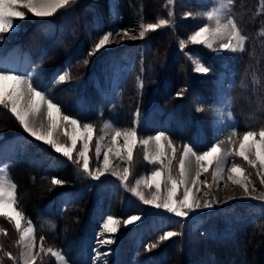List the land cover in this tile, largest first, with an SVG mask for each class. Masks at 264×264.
I'll return each mask as SVG.
<instances>
[{"label": "rangeland", "instance_id": "374dc122", "mask_svg": "<svg viewBox=\"0 0 264 264\" xmlns=\"http://www.w3.org/2000/svg\"><path fill=\"white\" fill-rule=\"evenodd\" d=\"M219 2L220 0H171V2L70 0V3L63 7L65 11L61 13L66 14L61 18L52 17L54 15L37 17L27 9L21 8L19 10L25 12L26 18L15 21L14 31L0 34V68L24 75L26 80L39 84L54 103L62 106V115H69L79 121L78 126L81 130L85 123L92 126V140L88 153L89 167L92 171L97 168L103 171V153L108 150L109 132L114 133L117 129L121 132L132 128L138 130L131 162L128 161L123 136L109 153L111 159L117 157L115 152L117 149L120 150L122 155L117 158L122 173L119 176L123 175L125 168H129L128 180L122 183L119 176H113L109 169L100 179H92L83 171V157H78L83 141H77L73 158L68 159L62 153H57L51 145L37 141L25 132L11 113L10 105L8 107L0 105V169L4 170L0 172V179H4L9 186L15 185L11 172L15 169L16 163L26 157L41 166L50 161L51 168L63 165L67 161L76 177L82 181V185L95 184L97 189L98 198L90 221L86 223L84 241L80 245L68 246L71 260H67L60 250L43 245L34 230L35 242L32 252L36 259L33 264H91L94 255L93 244L97 243L101 220L108 216L118 220L119 224L116 233H107V237L110 236L113 243L105 247L108 253L106 264H162L164 261L158 260L150 253L162 248L165 250L173 241L174 245L169 247V250L173 251L168 264H252L247 257L250 248L245 236L254 234V228L258 232L264 230V199H260L264 193V184L261 183L264 172H261L258 165L252 168L235 153L239 150L246 131L258 133L264 128V87H261L260 91L256 85L264 76V66L262 72L259 66L264 58L258 51L251 50L244 64L245 74H242L236 72L241 51L233 52L219 47L221 42H228L227 36L213 42L211 49L203 43H193L189 40L199 27L207 25L214 29L217 26L215 19L207 18V13L219 7ZM251 3L255 4L256 14H261L264 0H251ZM232 4L222 13L221 23L232 19L230 14ZM249 5L250 3L247 4ZM81 12L83 19L79 20L82 21V25L75 32L80 35L78 42L85 46V50L79 51L72 49L74 46H71L66 53L59 52L58 56L53 58L58 53L53 52L57 48L56 41L53 42L55 28L65 26L73 20V14L81 15ZM102 18L106 19V23H110L108 29L104 31H101L99 26ZM45 19L46 21H43ZM160 19L168 20L169 24L155 31H148L143 38L140 37L142 23H159ZM121 23H124V26L119 25ZM29 29L31 31L26 33ZM124 30H128L129 34L125 35ZM157 31L163 32L164 37L165 35L169 37L165 43L168 54L165 50L159 51L157 48L158 50L154 51L151 47V37ZM109 32L113 33L110 45L89 56L88 53L94 48L95 43ZM50 42L51 46L48 48ZM45 52L50 54V57L51 54L54 55L49 60L40 59ZM175 52L180 57L179 61L170 58L169 54ZM201 52L211 56L210 59L202 58ZM162 53L167 55L166 58ZM80 57H84L83 60L76 63ZM85 60L89 63L85 64ZM197 63L206 67L208 71H196ZM214 64H217L215 68L217 72L212 68ZM258 67L259 71L254 72V68ZM45 68L52 69L50 78H46ZM65 73L68 74V79L59 81V76ZM248 74H252L251 79ZM165 75L170 78L164 77ZM168 83L174 84L175 89L173 94L169 95V100L159 92L163 84ZM4 87L5 90H10L11 82H5ZM181 97L188 98V101H177L180 103L181 111L184 110L183 117L171 111L173 103H169ZM197 108L201 110L197 111ZM43 111L45 119H40L39 115ZM7 115L16 122L24 138L12 134V129L3 130V127H7L5 124ZM29 120L35 127L47 130L49 121L46 118V105L35 116H30ZM106 123L109 125L107 129ZM60 125L54 130L53 138L70 146L71 140L64 132H71L72 126L63 120ZM171 127L177 128L178 133L175 137L170 134ZM223 128L236 133L232 137L237 141L236 148L231 145V148L226 150L218 144V140L224 136ZM160 132H163L165 137L162 140L165 155L161 162L152 163L150 161L157 151L155 141H150L147 149L139 141ZM256 139H259L258 135ZM98 141L101 154L97 159ZM169 141L172 147H168ZM31 142L36 147L41 146L45 153L38 158L28 155V143ZM186 144L192 145L197 154L209 150L213 144L219 145L225 158H222L220 165L215 161L211 165L206 161L197 162L195 156L191 154L185 158L187 186L192 187L194 191L197 187L201 189L196 194L201 207L190 212L186 218H182L165 209L145 204L138 196L133 195L131 189L135 187L146 198L151 199L156 193V188L154 185L149 187L148 184L151 183L152 172L160 169L162 179L158 195L166 196V188L171 187L167 182L168 175L171 174L177 180L180 178V158ZM146 151L149 155L147 161L144 158ZM54 153L59 157L52 161L51 156L54 157ZM252 158L254 159V156ZM234 164L245 170L243 175H236L235 178L247 185V193L241 185L234 184L228 178L234 175L230 172ZM202 165L208 167L207 172H203ZM220 168L223 170L220 171ZM198 172L199 179L193 186L192 180L196 179ZM223 173L226 175L223 176ZM244 176H248L252 182L244 181ZM138 180L140 183L137 185ZM224 186L232 190L242 188L244 193L225 203L219 192ZM183 190L182 185L178 197H182ZM80 193L81 189L78 188L67 195H61L58 199L59 212L63 211L67 200L78 199ZM213 198H216L218 203L211 208H204V201L211 202ZM17 210L21 212L20 209ZM133 215L142 219L132 225H124L123 221ZM28 221L30 220L24 216L21 221L22 229L27 227ZM176 221H180L181 224L174 228ZM166 231L176 232L178 235L160 241V237ZM153 234L158 236L150 240ZM201 235L205 240L201 238L199 244L204 243L199 245L197 241ZM211 239L217 244L212 250L207 244ZM225 242L228 244L225 245ZM153 244H156V247H151ZM222 245L224 248L228 247L222 252H217L216 247ZM48 249L60 252L63 259L52 256ZM22 252L24 245L20 241V231L16 229L15 221L10 217L0 216V264H23ZM6 253H10L14 260L9 259ZM259 264H264V260Z\"/></svg>", "mask_w": 264, "mask_h": 264}, {"label": "snow or ice", "instance_id": "6c2138e0", "mask_svg": "<svg viewBox=\"0 0 264 264\" xmlns=\"http://www.w3.org/2000/svg\"><path fill=\"white\" fill-rule=\"evenodd\" d=\"M171 2V0H170ZM70 3V0H0V34L9 33L14 31L16 28L15 21L17 19H24L25 12L19 9H27L28 12L32 13L37 17H48L52 16L57 12L58 9H61L67 6ZM233 3V0H220L219 7L213 9L212 12L207 13V18L209 20L215 19L217 26L214 29H210L207 25L204 27H199V29L189 37L193 43H203L210 49L213 48V42L220 40L221 38L227 36L228 42L219 44V47L223 50L230 51H243L246 37L241 34L236 23L232 19H228L226 23H221V16L225 9ZM171 16L172 13H169ZM187 15V14H186ZM169 24L168 20L160 19L159 23H142L140 27L143 29L140 32V37L143 38L148 31H155L161 26H166ZM124 34L128 35V30H124ZM264 34V33H262ZM113 35L112 32H109L103 35L97 43H95L94 48L88 53L89 56L95 55L96 52L102 48H106L110 45V37ZM235 41V43H233ZM184 46V42H181V47ZM85 64L89 63L88 60L84 61ZM196 71L198 72H207L208 69L203 65L197 63ZM68 79V74L59 76V81H65ZM5 82H11L10 90H5ZM142 87V85H141ZM0 105L8 107L10 105L11 113L16 117L19 123L23 126L25 132L29 133L37 141H42L45 144L51 145V147L57 152L62 153L68 159L73 158V152L76 149L77 141H83L82 150L78 153V157H83V171L87 173L92 179H100L109 169L110 159L109 153L112 152V148H109L103 153V171L97 168L95 171H92L89 167V144L92 140L93 128L90 124L85 123L83 129L79 128V121L77 119L71 118L69 115H62V106L57 105L53 100L46 95V92L43 88L40 87L34 81L26 80L24 75L15 74L9 69L0 68ZM46 105V118L49 121L47 130L42 128H37L33 123L30 122L29 117L35 116L39 113L42 108ZM200 108H197V111H200ZM138 115V113H137ZM63 120L68 125L72 126V131H65L64 135L68 136L71 140V145H65L59 143L56 139L53 138L54 130L60 127V122ZM109 125L105 124V129ZM138 130L132 128L131 130H125L121 132L120 130H115L114 135L112 136V144L115 145L119 138L123 136L124 146L127 149L128 161L131 162L133 158V148L137 142ZM236 135V133H233ZM259 136L257 140L256 137ZM164 133L160 132L155 136L149 137L147 139H141L139 143L144 145L147 149L150 141H155L156 144V154L152 157V163L161 162L162 157L165 155V145L162 143L164 139ZM103 137H101V140ZM168 147H172L171 141L168 143ZM173 153H175V148H173ZM101 154L100 142H97L96 146V156L97 159ZM191 154L195 156L197 162L206 161L208 165H211L214 161L217 165H220L222 158H225V154L222 153V149L219 145L213 144L209 150L204 151L202 154H197L193 150L192 145H184L183 154L180 158V178L177 180L172 177L171 174L167 177V182L171 185L170 188H166V196L161 197L158 195L161 190V179L162 172L160 169H157L151 174V183L148 184L149 187L153 185L156 188V193H154L151 199L146 198L137 188H132L131 191L133 195L138 196L145 204L153 205L156 208H162L167 210L169 213L175 214L177 217L186 218L190 212L199 209L201 207L200 202L196 199V194L201 191L200 188H195V191L192 187H188L187 172L185 168V158ZM115 155L121 157V152L119 149L116 150ZM236 156L242 157L244 161L247 162L252 168H256L257 165L261 172H264V128H261L257 133L256 131H246L243 134V138L239 145V150L235 153ZM254 156V159L252 158ZM145 160H149V155L146 151ZM203 172L208 171V167L202 165ZM223 169L220 168V171ZM3 169H0V172H3ZM171 171V164L169 163V172ZM244 169L239 165L234 164L230 169V172L234 175H230L228 178L234 184H239L244 188L245 192H248L247 185L240 179H236V175H243ZM129 168L124 169L122 176H119L118 173L113 172V176H119L122 183L127 181L129 178ZM214 175H216L214 173ZM259 175V173H258ZM200 173H197L196 179L192 180L193 186L196 185L197 180L199 179ZM244 181L251 183L252 181L248 176H244ZM53 184H61L62 181L59 179H53ZM137 185L140 183L138 180ZM261 183L264 184V178L261 179ZM184 186L182 197H178V192L181 186ZM16 186L11 184L10 186L5 183L4 179H0V216L10 217L15 221V227L20 231V241L23 242L24 252L21 253L23 257V264H33L36 256L33 254L32 249L34 247L35 237H34V228L31 221H28L27 227H21V221L24 219L22 212L17 210V197L15 193ZM255 191V188H253ZM231 199V198H229ZM260 199H264V193L261 194ZM215 203H218L216 198H213L211 202L208 200L204 201V208H211ZM227 203V201H225ZM140 216H129L128 219L124 220V225H132L135 222L141 220ZM119 221L114 219L112 216H108L103 220L100 227L103 229L104 233L113 234L118 230ZM178 235L176 232L166 231L160 237V241L167 240L171 237ZM43 240V237H41ZM98 243L101 245L112 244L113 240L108 237H102L98 234ZM151 247H156V244L151 245ZM48 252L54 257L63 259L60 252L53 251L48 249ZM9 259L14 258L10 253H6ZM101 255L106 256L108 253H97V260L100 259ZM95 264V262H94Z\"/></svg>", "mask_w": 264, "mask_h": 264}, {"label": "trees", "instance_id": "16d2710c", "mask_svg": "<svg viewBox=\"0 0 264 264\" xmlns=\"http://www.w3.org/2000/svg\"><path fill=\"white\" fill-rule=\"evenodd\" d=\"M243 1L244 4H242ZM249 3L250 5L247 6V4ZM64 8L58 9L52 17L61 18L62 16H64V14L66 13H61V11H65ZM256 10L257 9L255 7V4H252L251 0H233L232 8L230 10L233 21L236 23L241 34L246 37L244 49L239 53L238 56L240 58V62L236 66V72H241L242 74H245L244 64L247 57L249 58V53L251 50L258 51L263 55L264 58V34H262L264 33V8L259 15L256 14ZM79 19H83L82 12L81 15L79 13L73 14V20L69 21L65 26H57L55 28V33L53 34V42L55 43L56 41L57 48H55L53 52L58 53L55 56H53L54 54H51V57H57L59 52L66 53L71 46H74L72 49L75 48L79 51L85 50V46L83 44L80 45L78 42L80 35L75 32L77 31L76 29H80L82 25V21ZM43 21H46V19ZM119 25L124 26V23H121ZM99 26L100 30L104 31L108 29L110 23H106V19L102 18ZM31 29L27 30L26 33H29ZM101 31H99V33ZM168 38V35H165V37L163 36V32H155L150 40L152 49H154V51H157V48H159V51L165 50L167 53L168 48L166 47L165 43H167L166 40ZM50 46L51 42L47 47L50 48ZM177 52L179 54V51ZM177 52L169 54L171 55L170 58L175 59V61H179L180 57L177 55ZM162 54V56L166 58L167 55H165V53ZM201 55L202 58L208 60L211 57L203 52H201ZM51 57L50 54L45 52L40 56V59L47 58V60H49ZM83 58L84 57H80L79 59H77L76 63H78V61L80 60H83ZM175 61L173 63H175ZM212 66L214 71L217 72V69H215L217 67V64H214ZM259 66L261 67L262 72L264 60L260 62ZM45 69L46 71L44 72L46 74V78H50L52 75V69ZM257 70L259 71V67L258 69L254 68V72ZM163 71L168 72L166 70ZM248 75L251 79L252 74ZM167 76L168 75H165L164 77ZM261 79L256 84L257 88H259L260 91L261 87H264V76H262ZM173 86L174 84H163L162 88L159 90L160 94L162 96L165 95L166 99L169 100V95H172L175 91ZM177 101H188V98L181 97L176 99L175 101H169V103H173L171 106V111H173L177 116L183 117L184 110L181 111L182 108L180 107V103H178ZM5 124L7 125V127H3L4 131H9L8 129H12V134H17V136L23 138L25 137L21 132V129L17 126L16 122H13V119L10 115H7L5 117ZM175 130L177 131L176 127H171L170 134L172 135V137H175L178 133V131L174 133L173 131ZM7 135L9 136V134ZM43 153H45V151L41 150V146L37 145L36 147L32 142L28 143V155L38 158L42 156ZM51 157L53 158V161L56 160V158L59 156L57 155V153H54L55 158L53 156ZM35 163V161H31L28 157H26L25 159H23V161L17 162V165H15V169L11 172L12 178L16 185V207L20 209L24 216H26L31 221L32 225L34 226L35 235L38 237V239L41 240V237H43V240H41V243L43 245L48 246L52 249L56 248L60 250L62 254L67 258V260H71V252L70 249H68V246H73L76 244L80 245L84 241V230L86 228V223L90 221V215L93 212L95 202L98 198L97 189L94 186L95 184H89L88 186L87 184L82 185V181H80V178L76 177L74 171L71 170L70 163H67V161L63 165H57L53 168H51V165L49 164L50 161H47L45 165L43 164L42 166ZM54 178L62 181L61 184L63 185L58 187L56 186L58 184L54 185L52 181L50 182V180ZM78 188L81 189L79 198L76 200H67L63 211L59 212V197L61 195H67V193L74 192ZM180 224V221H176L174 228H176ZM254 229V234L245 236L246 242L249 241L248 243L250 248H248L249 252L247 253V257L250 258L252 264H259V262L261 263L262 260H264V230L262 229V231L258 232L256 228ZM156 236L158 235L153 234L150 240H153L154 238H156ZM201 238L202 240H205L203 235L199 236L198 241L196 240L198 244L201 242ZM174 242L175 241L169 243V247H171V245L173 246ZM203 243L199 245H202ZM207 244L211 246L212 250L216 243L214 242V239H211L210 243L207 242ZM227 244L228 242H225V245ZM223 246L224 245L217 246V252H222L228 247L226 246L224 248ZM169 247L166 246L165 250L164 248H162L156 250L155 252L152 251L150 255L155 256L158 260L164 261L162 264H168L173 251L169 250Z\"/></svg>", "mask_w": 264, "mask_h": 264}, {"label": "bare ground", "instance_id": "6f19581e", "mask_svg": "<svg viewBox=\"0 0 264 264\" xmlns=\"http://www.w3.org/2000/svg\"><path fill=\"white\" fill-rule=\"evenodd\" d=\"M39 118L45 119L44 111L40 113ZM61 125H63V124H61ZM222 130H224V128ZM223 132H224V136L218 140V144L221 145V147L223 149H226V150L231 148V145L233 148H236L237 147V141H236V139H232V137L234 136L233 131L231 129H229V130H224ZM113 135H114V133L112 131L109 132V134H108V140H109V144L107 145L108 149L113 148V144H112V136ZM229 138H230V140L228 141ZM110 161H111V163L109 166V171L112 173L115 172V173L121 174L122 170L119 166V162H120L119 158L113 157L110 159ZM224 175H226V173H223V176ZM219 192H220L221 197L224 198L222 201L225 202V201H229L233 198L239 197L240 195H242L244 193V190L242 188H236V189L232 190V189H229L226 186H224L221 190H219ZM229 198H231V199H229Z\"/></svg>", "mask_w": 264, "mask_h": 264}, {"label": "built area", "instance_id": "2783aa9c", "mask_svg": "<svg viewBox=\"0 0 264 264\" xmlns=\"http://www.w3.org/2000/svg\"><path fill=\"white\" fill-rule=\"evenodd\" d=\"M102 223H103V222H102ZM102 223H101V225H102ZM98 234H100L102 237H107V233H104L102 228H100V231L98 232ZM98 234H97V235H98ZM96 240H97L96 245L93 244V245H94V258H93V263L95 262V264H103V263L100 261V259L97 260V253L99 252V253L103 254V250H102L101 248H102V246H104V245H101V244L98 243V236H97ZM105 245H106V244H105Z\"/></svg>", "mask_w": 264, "mask_h": 264}]
</instances>
